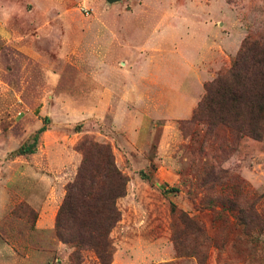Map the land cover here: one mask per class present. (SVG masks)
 <instances>
[{"label":"rangeland","instance_id":"rangeland-1","mask_svg":"<svg viewBox=\"0 0 264 264\" xmlns=\"http://www.w3.org/2000/svg\"><path fill=\"white\" fill-rule=\"evenodd\" d=\"M219 1L0 0V264H99L55 236L84 139L109 145L127 179L111 264H264V138L195 123L197 105L185 115L198 91L187 63L228 27ZM223 1L233 39L264 26V0Z\"/></svg>","mask_w":264,"mask_h":264},{"label":"trees","instance_id":"trees-1","mask_svg":"<svg viewBox=\"0 0 264 264\" xmlns=\"http://www.w3.org/2000/svg\"><path fill=\"white\" fill-rule=\"evenodd\" d=\"M203 88V96L193 111V122L208 128H233L240 137L259 141L264 138V26L248 32L230 67L204 83ZM44 131L45 127H40L37 134ZM76 150L82 161L75 178L66 186L56 215L55 236L64 244L90 250L99 264H111L110 233L121 219L116 203L126 194L127 179L117 168L109 145L84 139ZM25 151L33 153L34 149L19 153ZM227 209L231 212L230 207ZM172 212L177 213L175 209ZM249 212L252 218H258L255 203L250 205ZM177 217L184 227L190 223L182 211ZM201 230L199 226L197 231ZM173 240L176 252L180 253L179 234L174 233Z\"/></svg>","mask_w":264,"mask_h":264},{"label":"crops","instance_id":"crops-1","mask_svg":"<svg viewBox=\"0 0 264 264\" xmlns=\"http://www.w3.org/2000/svg\"><path fill=\"white\" fill-rule=\"evenodd\" d=\"M223 1V0H222ZM219 1L220 4H223V7H220L222 10V14L220 17H218L217 19H223L224 21L227 22L228 27H226L223 23V27L228 30L226 31H222L221 26H219L216 29L215 35H210L209 33H205V35H203L204 37V54L199 56V59H197V62H195V64L192 63H187L189 64V68H190V72H192V74H195V81L194 84H196L198 91L196 92V97L194 98V100L190 103L189 106H187L185 108V115L190 116L192 114V111L194 109V107L197 105L198 99L202 94L203 91V84L207 81L206 79V75L202 77V79L199 77L201 76V71H200V66L203 65V63L208 62L210 60H214L216 57H221L222 55L224 56H235L237 51L240 48L241 42L244 39L243 37H240L239 40L237 38L233 39L234 35H233V28L237 29L236 27V18L232 15V12H229L228 9L226 8V3L223 1ZM218 3V5L220 6V4ZM200 20V19H199ZM204 21V23L206 24V20H202ZM210 22V21H209ZM214 22V21H213ZM212 22V24H213ZM201 23V20H200ZM238 24V23H237ZM213 26L215 27V25L213 24ZM110 28L106 29V32H108L109 35H111L109 32ZM239 31V30H238ZM223 34H225V36H223ZM237 36V35H236ZM153 51L157 53L156 51H159L158 48L156 47H152ZM205 78V79H204ZM160 80V79H156L155 81ZM125 91V89H124ZM121 92V90H120ZM108 93L111 96V91H108ZM42 224H44L43 222H41V220L39 219L37 222V226H41ZM39 228V227H38Z\"/></svg>","mask_w":264,"mask_h":264},{"label":"water","instance_id":"water-1","mask_svg":"<svg viewBox=\"0 0 264 264\" xmlns=\"http://www.w3.org/2000/svg\"><path fill=\"white\" fill-rule=\"evenodd\" d=\"M120 1H122V0H106V2L109 4L118 3Z\"/></svg>","mask_w":264,"mask_h":264}]
</instances>
